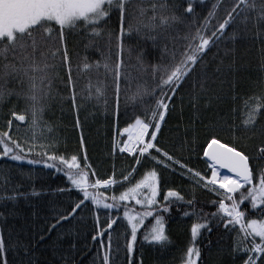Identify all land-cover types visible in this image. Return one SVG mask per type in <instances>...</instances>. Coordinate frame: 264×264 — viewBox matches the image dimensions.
Instances as JSON below:
<instances>
[{
    "label": "snow or ice",
    "instance_id": "6c2138e0",
    "mask_svg": "<svg viewBox=\"0 0 264 264\" xmlns=\"http://www.w3.org/2000/svg\"><path fill=\"white\" fill-rule=\"evenodd\" d=\"M196 2L197 0H0V106L13 94L18 99L22 98L25 103L22 113L15 110L10 112L12 119L6 121L9 131L0 132V159L26 160L29 165L42 163L44 168L62 172L70 185L67 190L77 192L79 199L70 206V211L59 216L56 224L45 231L50 232L62 222L75 219L78 210L90 205L97 212L101 209L119 212L123 208L122 217L106 215L104 225H101L99 215L95 217L97 233L92 240L97 241L107 234L108 244L103 264H109L113 233L121 227L124 228L122 234L128 264H135L132 254L142 228L145 242L160 246L169 243L165 213L178 202L194 208L197 188L217 197L211 201L216 206V211L207 214L201 211L197 214L201 222L191 226L192 244L186 250L184 264H197L200 260L201 250L196 246L197 238L202 230L211 232L213 224L217 228L222 225L227 233H236L231 253L234 258L236 255L241 258L246 256L243 264H264V146L249 154L239 143L241 136L237 134L235 124L226 118L211 122L208 125L206 146L203 147V157L211 172L210 176L189 167L185 161L158 146V134L166 122L173 97L211 47L225 38L234 42L238 33L248 30L249 23L257 34L264 33V0H233L231 8L224 9L223 17L218 15L221 0L211 3L206 15L196 14ZM199 5H204L207 9L206 0H199ZM113 13L119 20L118 31L109 27ZM241 24L243 28L240 27ZM180 27L186 29L183 36L186 44L178 52L174 46L169 48L163 41L169 39L170 30ZM229 27H233L231 35L226 32ZM69 34H78L87 39L86 47L94 44L97 39L105 40L107 53L101 52V60L93 65L85 58L82 67L77 65V72H90L94 69L99 73L102 68L104 75L111 77L117 101L121 82L128 83L132 79L124 58L125 38L135 34L150 40L161 51L159 62L155 64L147 65L142 54L137 57L140 70L144 73L150 70L153 87L149 90L144 85H138L136 95L141 98L151 96L154 106L144 108L142 117L134 114V122L128 123L120 133L122 136L126 135V139L120 142L119 152L129 154L134 160V166L121 172L119 176L113 172L108 178L92 180L90 177H95L96 172L88 163L86 154L83 159L78 155H57L54 150L49 151L53 148L51 143L40 142L42 116L46 101L51 98L54 81L60 80L70 89L72 104L78 107L76 80L66 40ZM130 51L128 49L129 53ZM225 55H228L227 50ZM61 70L65 71L66 76H61ZM10 80L17 82L21 91L9 89L7 85ZM203 87L201 84L202 90ZM107 88L106 83L98 81L93 91V85L89 83L88 98H95L97 101L103 98L107 105ZM244 108V129H256L258 118L264 116V94L246 99ZM13 120L21 124L27 122L31 138H14L10 134ZM225 132L228 133V139H223L222 142L221 134ZM261 132L264 134V128ZM83 143L81 136V145ZM145 165L153 166L133 183L134 173L138 170L136 166ZM157 167L172 172L179 170L193 184L192 198L185 200L179 191L169 189L161 200V176ZM225 169L231 175L222 174L221 170ZM9 182L4 177L3 186L6 187ZM117 188L123 189L119 195L104 194ZM19 195L22 194L13 189L12 195L0 196V202L14 201ZM135 206H139L141 210L137 211ZM183 214L187 217L196 213L185 211ZM252 216L257 218H250ZM149 218L154 223L145 227V221ZM45 240V235L40 234L35 242L17 239L15 244H11L6 242L3 231L0 230V264H35V251ZM100 246L105 248L103 239H100ZM74 247V244L70 245L69 252ZM13 254L17 259L10 258ZM60 259L63 264H71L66 255H61Z\"/></svg>",
    "mask_w": 264,
    "mask_h": 264
},
{
    "label": "trees",
    "instance_id": "16d2710c",
    "mask_svg": "<svg viewBox=\"0 0 264 264\" xmlns=\"http://www.w3.org/2000/svg\"><path fill=\"white\" fill-rule=\"evenodd\" d=\"M214 2L216 0H206V9L204 5H199L197 0L194 4L196 14L206 15ZM232 4L233 0H221L218 15L223 17L224 9L231 8ZM109 27L119 30V20L115 13L109 21ZM240 27L243 28V24ZM185 32L183 27L170 30L169 39L163 43H167L169 48L174 46L178 52L182 51L186 44L183 39ZM226 32L231 35L233 27H229ZM66 40L73 77L76 80L78 107L72 104L70 89L60 80L54 81L51 98L46 101L42 116L40 142L51 143L53 148L49 151L54 150L57 155H78L83 159L86 154L88 163L96 172L95 177H90L92 180L108 178L113 172L119 176L121 172H126L134 166V160L129 154L119 152L120 142L126 137L120 133L128 123L134 122V114L142 117L144 108L154 106L151 96L141 98L136 95L138 85H144L149 90L153 87L150 70L148 73L142 72L137 57L142 54L145 63L151 65L159 62L161 51L150 40L135 34L125 38L124 58L132 79L128 83L121 82L117 101L111 77H106L102 68L99 73L94 69L90 72H77V65L82 67L85 58L93 65L101 60V52L107 53L105 40L97 39L88 47V40L78 34H69ZM128 49H131L130 53ZM226 50L228 55H225ZM60 74L66 76L64 70H61ZM98 81L108 85L107 105L103 98L99 101L88 98L89 83L93 85L94 91ZM201 84L204 86L203 90ZM7 87L16 92L21 91V86L12 80L8 82ZM261 94H264V33L257 34L256 29L249 23L248 30L238 33L234 42L225 38L218 45L211 47L196 70L177 90L166 122L158 134V146L185 161L189 167L209 176L210 172L201 154L208 137V125L226 118L237 126V134L241 136L240 145L247 153H255L260 146H264V134L261 132L264 128V116L258 118L256 129L245 130L242 123L245 118L244 101ZM24 108L22 98L18 99L15 94L8 97L0 106V132L9 131L6 121L12 119L10 112L15 110L22 113ZM26 125L27 122L21 124L13 120L10 134L20 140L31 138L32 133ZM221 136L222 142L223 139H228L227 132ZM152 166H136L138 170L134 173L133 183L142 178ZM157 170L161 176V200L169 189L179 191L185 200L192 198L193 184L181 175L179 170L172 172L162 167H157ZM4 177L10 181L6 187L3 186ZM69 187L62 172L44 168L42 163L29 165L26 160L0 159V196L12 195L13 189L22 194L14 201L0 202V213H3L0 216V230L3 231L6 242L11 244H15L17 239H30L35 242L40 234L45 235L46 240L35 251V264H63L61 255L68 256L71 264H103V255L108 244L107 234L97 241L92 240L97 233L95 217L99 215L100 223L104 225L106 215L122 217L123 208L119 212H106L103 209L97 212L95 207L90 205L78 210L75 219L62 222L50 232L45 231L56 224L57 218L67 214L70 206L78 201L77 192L67 190ZM122 190L117 188L104 194L119 195ZM100 191L103 192V189ZM195 199L194 208L178 202L165 213L170 239L166 245L145 242L144 229H141L132 254L135 264H184L186 250L192 244L191 226L201 222L197 214L201 211L204 214L216 211V206L211 203L217 199L213 193L197 188ZM132 204L134 205V202ZM248 207L250 208V205ZM135 208L137 211L141 210L139 206ZM185 211L196 214L186 217L183 214ZM151 223L154 221L149 218L145 221V227H149ZM123 232L124 228L121 227L113 233L109 264H128ZM235 238L236 233H227L222 225L217 228L213 224L211 232L202 230L196 241V246L201 250L197 264H243L246 256L241 258L236 255L234 258L231 254ZM100 239L104 240L105 248H101ZM72 244L75 247L69 252V246ZM10 258L17 259L15 254Z\"/></svg>",
    "mask_w": 264,
    "mask_h": 264
},
{
    "label": "water",
    "instance_id": "95a60500",
    "mask_svg": "<svg viewBox=\"0 0 264 264\" xmlns=\"http://www.w3.org/2000/svg\"><path fill=\"white\" fill-rule=\"evenodd\" d=\"M202 159L205 162V158L203 157V151H202ZM221 171H222V174H231V173H228L226 169L225 170H221Z\"/></svg>",
    "mask_w": 264,
    "mask_h": 264
},
{
    "label": "bare ground",
    "instance_id": "6f19581e",
    "mask_svg": "<svg viewBox=\"0 0 264 264\" xmlns=\"http://www.w3.org/2000/svg\"><path fill=\"white\" fill-rule=\"evenodd\" d=\"M202 154V153H201ZM210 172V171H209ZM210 175H211V172H210ZM228 175H231V174H228Z\"/></svg>",
    "mask_w": 264,
    "mask_h": 264
},
{
    "label": "rangeland",
    "instance_id": "374dc122",
    "mask_svg": "<svg viewBox=\"0 0 264 264\" xmlns=\"http://www.w3.org/2000/svg\"><path fill=\"white\" fill-rule=\"evenodd\" d=\"M125 139H126V137H125ZM127 154V153H126Z\"/></svg>",
    "mask_w": 264,
    "mask_h": 264
}]
</instances>
